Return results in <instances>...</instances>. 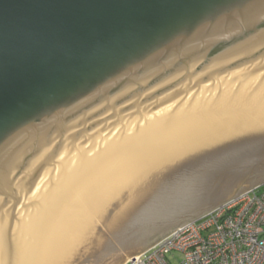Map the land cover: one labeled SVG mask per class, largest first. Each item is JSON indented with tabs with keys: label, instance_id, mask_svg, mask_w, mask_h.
<instances>
[{
	"label": "water",
	"instance_id": "water-1",
	"mask_svg": "<svg viewBox=\"0 0 264 264\" xmlns=\"http://www.w3.org/2000/svg\"><path fill=\"white\" fill-rule=\"evenodd\" d=\"M264 181V0H0V264H126Z\"/></svg>",
	"mask_w": 264,
	"mask_h": 264
},
{
	"label": "built area",
	"instance_id": "built-area-1",
	"mask_svg": "<svg viewBox=\"0 0 264 264\" xmlns=\"http://www.w3.org/2000/svg\"><path fill=\"white\" fill-rule=\"evenodd\" d=\"M261 186L184 224L126 264H264Z\"/></svg>",
	"mask_w": 264,
	"mask_h": 264
},
{
	"label": "rangeland",
	"instance_id": "rangeland-1",
	"mask_svg": "<svg viewBox=\"0 0 264 264\" xmlns=\"http://www.w3.org/2000/svg\"><path fill=\"white\" fill-rule=\"evenodd\" d=\"M264 181H262L261 183H263ZM262 187V189H264V184L261 186ZM135 256H137V255H135ZM135 256H133V258L135 257ZM129 260H127V262H128Z\"/></svg>",
	"mask_w": 264,
	"mask_h": 264
}]
</instances>
